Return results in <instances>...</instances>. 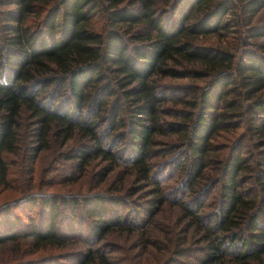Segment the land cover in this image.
Wrapping results in <instances>:
<instances>
[{
  "label": "trees",
  "instance_id": "trees-1",
  "mask_svg": "<svg viewBox=\"0 0 264 264\" xmlns=\"http://www.w3.org/2000/svg\"><path fill=\"white\" fill-rule=\"evenodd\" d=\"M261 16L264 0H0V264H115L99 247L62 251L70 248L57 220L62 208L82 206L91 217L90 238L85 239L98 244L128 222L132 206L127 197L32 188L34 161L48 139L63 145L76 135L85 141L68 156L75 166L84 170L96 157L121 158L131 165L134 182L145 184L129 186V191L146 192L152 206L145 209L152 216L167 196L151 158L158 144H166L162 135L174 139L162 146L169 156L160 162L161 170L172 162L189 187L203 178L209 181L198 185L200 194L181 203L191 221L187 228L203 230V255H191L186 246L170 249L201 264L260 262ZM165 78L190 81L171 84ZM23 110L36 127L34 144L19 156L16 132ZM122 125L127 132L120 153L114 132ZM250 142L253 153H247ZM114 167L105 168L99 180ZM250 179L253 187L244 186ZM215 186L218 215L205 223L197 213L201 193ZM8 189L17 195L7 197ZM140 241L147 255L148 243Z\"/></svg>",
  "mask_w": 264,
  "mask_h": 264
},
{
  "label": "rangeland",
  "instance_id": "rangeland-1",
  "mask_svg": "<svg viewBox=\"0 0 264 264\" xmlns=\"http://www.w3.org/2000/svg\"><path fill=\"white\" fill-rule=\"evenodd\" d=\"M186 8L187 4L183 6V10L185 11ZM260 19L264 20V17L261 16ZM239 36L242 37V34L240 33ZM211 39L214 41L215 38L211 37ZM259 40L263 42L262 46L264 47L263 39L260 38ZM218 41L225 43L224 40L218 39ZM218 41L215 39V42ZM165 81L171 84H181V82L190 80L165 78ZM32 121L28 117V112L23 110L20 114L16 132L19 156L21 153L27 152L29 145L34 144V142H31V138L36 125L32 124ZM102 126L106 127L107 122H104ZM126 132L124 125L118 127L114 132L118 135L114 143L119 148L120 153L125 151H121L124 144L121 138L126 135ZM161 138L166 144L175 143L174 139L169 136L162 135ZM83 141L85 140L76 135L68 140L67 143L61 145L58 141L49 138L47 148L41 150L34 161V186L32 188L37 189L36 191H55L68 195H81L94 191L122 195L131 202L132 209L128 211L130 215L127 218L128 222L124 226L114 228L98 244H91L90 239H85L87 236L90 238L89 224L91 217L83 214L82 206H77L75 209L62 208L58 215L57 225L60 227L61 236L64 237L65 242L69 243L70 248V250L64 249L62 251L83 250L90 246L99 247L98 252L109 255L115 264H151L152 261V264H163L166 261L171 262V264H184L186 262L189 264H201L196 257L203 255L199 249L205 245V236L201 227L191 226L187 228L191 221L189 217L184 215L181 203L196 194H200L198 185L203 183V181L209 180H204L203 178L196 186L189 187L184 181V172L178 170L172 162L169 163L170 165L165 171L161 170L163 165H160V162L169 155L165 156L161 151L162 146L165 147L166 144H158L156 146L158 147L156 154L151 158L152 171H154V175L158 172L159 175L157 176L159 177L156 176V178L162 180L160 187L162 193L165 194L164 197H167L161 209L152 216L151 212L148 213L145 209L147 206H152V203L148 201V197L146 198L145 196L146 192H137L135 194V192L130 193L129 191V186L144 187L145 184L134 182L131 165L123 162L121 158H117L115 162H109L103 158L96 157L88 162L84 170L75 166V159L68 158V156L74 152V148L78 146V143ZM247 149V153H249V149H251V152H255L251 142L250 145L248 144ZM112 163L115 164L114 170L107 174L104 178L105 180H99L101 172L109 165H112ZM251 185L252 180L250 179L249 182H245L244 186L253 187ZM217 191L218 186H215L212 191L201 193L202 206L198 211L196 207H191L193 206L191 202H187V205L191 204V210L197 211L198 215H203L202 221H206L205 223L218 215ZM4 194H7V197L11 199L17 195L13 189L6 190ZM2 197L0 195V200ZM37 209L34 208L31 211V215H34V217L37 214ZM134 212L142 220L136 217ZM127 224H129V227H126ZM187 229H189V233L186 232ZM184 233L186 236H184ZM141 239L148 243L149 252H147V255L144 254V244L140 241ZM138 241L140 244H138ZM183 246L190 247L189 253L196 257L194 258L191 255L177 256V252H173V249H170L173 247L178 249ZM231 251L233 250L228 251V256L233 254L230 253ZM76 262L73 261L74 264ZM255 264H264V255L260 262Z\"/></svg>",
  "mask_w": 264,
  "mask_h": 264
}]
</instances>
